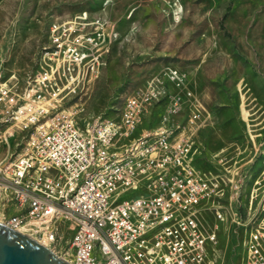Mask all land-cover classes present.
I'll use <instances>...</instances> for the list:
<instances>
[{"label":"built area","instance_id":"obj_1","mask_svg":"<svg viewBox=\"0 0 264 264\" xmlns=\"http://www.w3.org/2000/svg\"><path fill=\"white\" fill-rule=\"evenodd\" d=\"M60 26L52 28L57 35L51 54H44L45 65L23 88L33 82L39 89L75 90L76 70L95 68L94 32L87 36L86 51L74 25ZM164 73L182 85L178 69L166 66ZM13 76L0 82V126L5 127L0 141L14 134L15 120L30 133L21 152L0 160V198L15 208L3 222L30 226L39 240L54 245L62 239L61 222H69L73 233L61 256L73 264H217L213 248L229 213L245 229L241 264H264V214L252 210L253 192L242 221L238 209L253 168L249 175L242 170L254 157L245 159L240 149L232 155L217 152L216 170L198 166L187 125L170 123L183 94L171 93L162 77L132 88L117 116L81 124L76 110L57 108L54 96L35 95L34 87L17 105ZM163 99L166 122L135 135L149 106ZM190 104L189 128L200 115Z\"/></svg>","mask_w":264,"mask_h":264},{"label":"rangeland","instance_id":"obj_2","mask_svg":"<svg viewBox=\"0 0 264 264\" xmlns=\"http://www.w3.org/2000/svg\"><path fill=\"white\" fill-rule=\"evenodd\" d=\"M70 24L81 32L86 51L91 45L87 36H97L95 68L76 70L80 84L75 90L59 91L56 85L39 89L33 82L23 88L45 65L44 54H51L57 35L52 28ZM46 60L54 63L48 56ZM166 66L181 72L180 87L166 76ZM0 67V82L14 75L17 105L34 87L35 95L54 96L57 108L76 110L81 124L117 116L132 88L159 75L171 93L183 94L170 123L187 125L185 131L198 147V166L216 170L215 152L232 155L240 149L245 159L254 157L242 170L249 175L253 168L238 202L240 221L249 210L251 192L252 210L264 214V0H0ZM191 102L200 115L189 128ZM165 113L166 101L154 102L135 134L164 124ZM15 122L14 134L0 141V160L21 152L30 133ZM4 129L0 126V134ZM14 211L11 201L0 198V221ZM60 229L58 245L38 240L61 256L73 231L67 221ZM244 236V226L226 213L213 248L216 263L241 264Z\"/></svg>","mask_w":264,"mask_h":264},{"label":"water","instance_id":"obj_3","mask_svg":"<svg viewBox=\"0 0 264 264\" xmlns=\"http://www.w3.org/2000/svg\"><path fill=\"white\" fill-rule=\"evenodd\" d=\"M0 264H73L37 238L0 221Z\"/></svg>","mask_w":264,"mask_h":264},{"label":"crops","instance_id":"obj_4","mask_svg":"<svg viewBox=\"0 0 264 264\" xmlns=\"http://www.w3.org/2000/svg\"><path fill=\"white\" fill-rule=\"evenodd\" d=\"M145 115V114H144ZM144 115H143V117H144ZM159 126V125H158ZM158 126H155V127H149V128H141L142 130H140L137 134H135V135H138V134H140L142 131H145V130H152V129H156ZM196 151H195V153H194V160H195V158H196V156H197V154H198V147L196 146ZM217 152H215L214 154H213V163H214V166L216 167V168H218V164H217V162H216V159H215V154H216ZM201 154H202V148H201ZM196 163V162H195ZM202 167V166H201ZM202 168H207V167H202ZM212 169V168H211Z\"/></svg>","mask_w":264,"mask_h":264},{"label":"bare ground","instance_id":"obj_5","mask_svg":"<svg viewBox=\"0 0 264 264\" xmlns=\"http://www.w3.org/2000/svg\"><path fill=\"white\" fill-rule=\"evenodd\" d=\"M21 231H23V232H25V233H28L29 235H31V236H33L30 232H29V230H28V228H26V227H23V228H21L20 229ZM34 237V236H33ZM64 258V257H63ZM66 259V258H65Z\"/></svg>","mask_w":264,"mask_h":264}]
</instances>
